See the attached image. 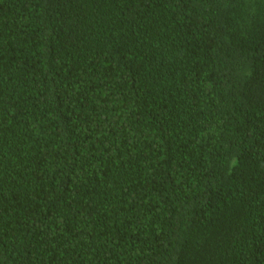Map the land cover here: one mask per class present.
Wrapping results in <instances>:
<instances>
[{"label":"trees","instance_id":"obj_1","mask_svg":"<svg viewBox=\"0 0 264 264\" xmlns=\"http://www.w3.org/2000/svg\"><path fill=\"white\" fill-rule=\"evenodd\" d=\"M0 264H264V0H0Z\"/></svg>","mask_w":264,"mask_h":264}]
</instances>
